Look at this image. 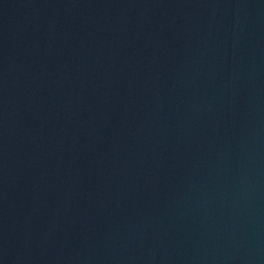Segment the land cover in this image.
I'll return each instance as SVG.
<instances>
[{
  "label": "water",
  "instance_id": "water-1",
  "mask_svg": "<svg viewBox=\"0 0 264 264\" xmlns=\"http://www.w3.org/2000/svg\"><path fill=\"white\" fill-rule=\"evenodd\" d=\"M0 264H264V0H0Z\"/></svg>",
  "mask_w": 264,
  "mask_h": 264
}]
</instances>
